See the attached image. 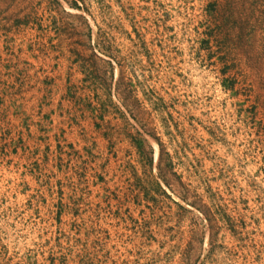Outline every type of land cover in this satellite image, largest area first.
Here are the masks:
<instances>
[{"label": "rangeland", "instance_id": "374dc122", "mask_svg": "<svg viewBox=\"0 0 264 264\" xmlns=\"http://www.w3.org/2000/svg\"><path fill=\"white\" fill-rule=\"evenodd\" d=\"M0 264H264V0H0Z\"/></svg>", "mask_w": 264, "mask_h": 264}]
</instances>
